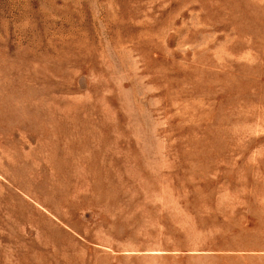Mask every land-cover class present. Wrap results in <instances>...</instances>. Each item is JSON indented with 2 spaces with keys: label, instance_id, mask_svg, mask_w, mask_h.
<instances>
[{
  "label": "rangeland",
  "instance_id": "obj_1",
  "mask_svg": "<svg viewBox=\"0 0 264 264\" xmlns=\"http://www.w3.org/2000/svg\"><path fill=\"white\" fill-rule=\"evenodd\" d=\"M0 264H264V0H0Z\"/></svg>",
  "mask_w": 264,
  "mask_h": 264
}]
</instances>
